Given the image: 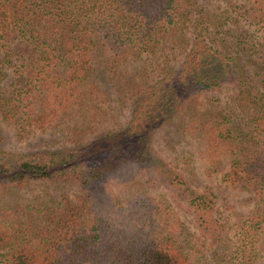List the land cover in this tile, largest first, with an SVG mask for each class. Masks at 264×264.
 Instances as JSON below:
<instances>
[{
  "label": "trees",
  "instance_id": "trees-1",
  "mask_svg": "<svg viewBox=\"0 0 264 264\" xmlns=\"http://www.w3.org/2000/svg\"><path fill=\"white\" fill-rule=\"evenodd\" d=\"M0 49L14 74L0 121L69 142L0 149L1 264H264V0H0ZM225 85L234 95L197 105ZM125 99L130 119L100 130ZM159 130L183 164L194 155L179 147L186 134L211 168L227 159L224 180L252 196L231 221L211 216L213 196L190 197L210 215H199L192 252L162 235L164 199L147 188L123 204L101 200L100 184L134 166L184 186L155 149ZM39 181L75 190L22 193Z\"/></svg>",
  "mask_w": 264,
  "mask_h": 264
},
{
  "label": "rangeland",
  "instance_id": "rangeland-1",
  "mask_svg": "<svg viewBox=\"0 0 264 264\" xmlns=\"http://www.w3.org/2000/svg\"><path fill=\"white\" fill-rule=\"evenodd\" d=\"M2 50L0 49V58L2 57ZM1 66V63H0ZM0 68V93L9 90L10 84L13 80V69L9 65ZM235 88L232 85H225L220 91H212L198 97L199 104H206L205 100L212 102L221 99L224 101L227 97L234 95ZM113 110L111 116L103 118L100 122V130L105 128H117L124 125L131 117V100L125 99L124 102H112ZM195 105V104H194ZM172 134L175 131L170 130ZM167 136L163 130H159L154 134L155 149L164 158L168 166L175 171H178L183 179L184 186L181 188L169 183L162 178L156 171L142 168L129 167L122 169L119 174L113 175L109 180L100 184L102 191L101 200L107 205L111 203H125L130 199L134 193L139 192L138 186L147 188L151 195L159 196L164 199L162 205H158V215L162 217L161 223H164V231L162 235L177 240L180 244H186L189 241L193 247L190 251H194V245L197 244L198 237L203 235V218L210 219V215L197 211L196 207H192L190 197L205 194L213 196L215 203L214 213L211 216L225 217L228 221L236 220L240 214L247 213L252 207V196L245 190L229 185L224 180V174L228 170V161L221 158V166L211 168L210 164L199 155V147L193 141H189L191 135L186 134L180 139L181 149L188 150L191 158L188 164H183L180 159L173 156L176 154L171 152L166 146L164 147L161 139ZM69 146V142L60 137L59 133L52 129L42 131L40 129H31L24 134L19 132L14 127L8 125L5 121H0V149L15 154L30 153L39 150H60ZM75 190L74 187L64 185L56 182H35L30 183L23 194L29 196L34 193L51 194L52 196L61 195V193L71 194ZM192 195V196H191ZM127 207V206H126ZM202 215L204 217H200ZM135 222L132 220L128 224L127 230H122L127 236L132 235ZM132 229V231H129ZM121 240V239H119ZM200 243V242H199ZM208 252V251H207ZM209 255V253H208ZM262 255V254H261ZM113 258L110 253L105 255V258ZM1 264V262H0Z\"/></svg>",
  "mask_w": 264,
  "mask_h": 264
}]
</instances>
